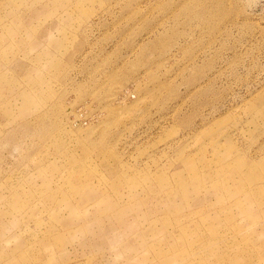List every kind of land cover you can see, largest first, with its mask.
Wrapping results in <instances>:
<instances>
[{"label": "rangeland", "instance_id": "obj_1", "mask_svg": "<svg viewBox=\"0 0 264 264\" xmlns=\"http://www.w3.org/2000/svg\"><path fill=\"white\" fill-rule=\"evenodd\" d=\"M0 264H264V0H0Z\"/></svg>", "mask_w": 264, "mask_h": 264}]
</instances>
